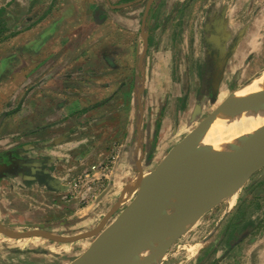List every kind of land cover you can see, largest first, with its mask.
I'll use <instances>...</instances> for the list:
<instances>
[{"label": "crops", "instance_id": "obj_1", "mask_svg": "<svg viewBox=\"0 0 264 264\" xmlns=\"http://www.w3.org/2000/svg\"><path fill=\"white\" fill-rule=\"evenodd\" d=\"M230 7L231 0H0V224L94 230L124 188L164 159L161 150L192 132L171 144L164 129L173 98L168 113L162 108L182 86L171 72H190L185 102L193 107L219 98L231 68L242 69L249 30L231 51ZM185 45L196 48L195 59Z\"/></svg>", "mask_w": 264, "mask_h": 264}, {"label": "water", "instance_id": "obj_2", "mask_svg": "<svg viewBox=\"0 0 264 264\" xmlns=\"http://www.w3.org/2000/svg\"><path fill=\"white\" fill-rule=\"evenodd\" d=\"M145 51L148 39L145 36ZM261 78L260 76L257 77ZM257 79V80H258ZM259 82V81H256ZM263 90L238 97L234 91L187 137L172 148L157 167L140 174L123 190L119 201L91 231L61 236L45 228L17 232L0 224V233L11 239L44 238L60 243L96 237L89 248L70 264H110L113 259L126 264H154L178 239L184 225L197 222L231 193H236L259 170L264 168V127L224 141L221 150L215 143H204L212 125L238 99L250 101ZM142 109V105H140ZM219 132V131H218ZM135 193V194H134ZM133 200L111 222L122 205ZM191 213L187 218L178 214ZM182 230L175 232L171 226ZM150 246L144 250V247ZM144 248V249H143ZM142 249L140 255L126 254Z\"/></svg>", "mask_w": 264, "mask_h": 264}, {"label": "rangeland", "instance_id": "obj_3", "mask_svg": "<svg viewBox=\"0 0 264 264\" xmlns=\"http://www.w3.org/2000/svg\"><path fill=\"white\" fill-rule=\"evenodd\" d=\"M214 9L218 14L221 12V7L216 6ZM230 10L231 47L233 44L236 45V38L244 36L245 28L249 30L247 38L249 53L246 55V62L240 65L242 69L236 70L237 65L231 68L228 80L226 79L224 87L221 88L222 92L219 98L203 104L201 102L194 103L193 107L185 102L186 90L189 91L190 72L185 69L181 72H171L173 78L182 80V86L177 88L176 92L168 95L166 104L162 108L163 115L168 111L167 107L172 97L174 103L173 108L169 111L170 119L164 126V129L174 136H170L172 137L171 144L193 131L234 91L264 72V54L260 56L257 52L264 42V22H256V18L259 19L262 14L264 15V0H231ZM220 25L215 22L214 31L222 36ZM183 50L187 58L190 57V52H193V59H195L196 48L188 49L185 45ZM202 51L204 52L205 48L201 49ZM258 57L261 60L259 58L257 61ZM138 59L137 56L135 60L138 61ZM200 59H203V56L200 55ZM183 66H186V62L183 63ZM151 73V79L158 78L157 72ZM141 78L142 71L139 68L136 70V82L133 90L135 96ZM227 84L228 86H226ZM211 90L209 88V91ZM135 107L136 110H139L137 102ZM188 108L191 110L187 111ZM161 152L164 155L169 152V149H163ZM153 168L154 166L148 167L146 170L149 171ZM134 194L126 195L127 198L130 196L132 198L122 205L109 223L129 205L135 197ZM4 226L17 232L37 228V226L20 227L21 225L14 222L12 225ZM85 228H87L86 225L80 226L78 229L59 228L52 232L61 236H74L84 233ZM95 238L89 237L72 243H60L44 238L16 240L0 233V264H70L89 248ZM154 264H264V168L256 172L236 192V200L231 207L224 199L216 207L204 213L197 222L184 225L178 239Z\"/></svg>", "mask_w": 264, "mask_h": 264}, {"label": "bare ground", "instance_id": "obj_4", "mask_svg": "<svg viewBox=\"0 0 264 264\" xmlns=\"http://www.w3.org/2000/svg\"><path fill=\"white\" fill-rule=\"evenodd\" d=\"M261 78H257V77ZM255 77L253 80L243 85L236 90L237 96H245L251 92L263 90L256 98L250 101H244L238 99L235 102L228 105L226 111L218 118V120L212 125L210 134L206 135L204 143H210L212 141L222 138L220 142H212L216 145V150H221L222 143L224 141H231L232 138L256 130L257 128L264 127V72ZM258 79V80H257ZM259 81V82H256ZM219 131V132H218ZM127 198V197H126ZM236 200V193H231L226 197V203L231 207ZM191 216V213L178 214V218H187ZM175 232L181 231L182 228L178 224L171 226ZM150 246L144 247L146 250ZM142 249H136L129 251L126 254L140 255ZM126 260L113 259L110 264H126Z\"/></svg>", "mask_w": 264, "mask_h": 264}, {"label": "flooded vegetation", "instance_id": "obj_5", "mask_svg": "<svg viewBox=\"0 0 264 264\" xmlns=\"http://www.w3.org/2000/svg\"><path fill=\"white\" fill-rule=\"evenodd\" d=\"M238 40H239V37L235 39V43H236V45H237V43H238ZM247 44H248V42H247ZM236 45L233 44V47H231V48H232L231 51H233V49H234V47H235ZM259 58H260V57H258L257 61H259ZM260 60H261V58H260ZM257 66H258V65H257ZM256 197H257V196H256Z\"/></svg>", "mask_w": 264, "mask_h": 264}, {"label": "trees", "instance_id": "obj_6", "mask_svg": "<svg viewBox=\"0 0 264 264\" xmlns=\"http://www.w3.org/2000/svg\"><path fill=\"white\" fill-rule=\"evenodd\" d=\"M5 170H6L5 168L0 169V171H5Z\"/></svg>", "mask_w": 264, "mask_h": 264}]
</instances>
